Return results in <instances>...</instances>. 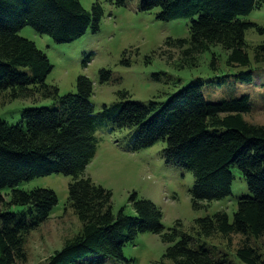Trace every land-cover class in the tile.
<instances>
[{
  "label": "trees",
  "instance_id": "16d2710c",
  "mask_svg": "<svg viewBox=\"0 0 264 264\" xmlns=\"http://www.w3.org/2000/svg\"><path fill=\"white\" fill-rule=\"evenodd\" d=\"M126 1L114 3L123 6ZM263 4L264 0H139L140 11L158 10V20L190 19L189 38L173 41L180 57H198L219 47L226 52L225 65L239 69L216 76V91L223 92L218 99H208L203 79L193 78L166 100L141 102L120 91L117 100L95 110L92 81L80 75L77 91L61 96L56 85L46 83L52 70L47 56L19 32L31 26L58 44L73 42L88 29L99 31L101 4L93 3L88 11L80 0H0V93L5 91L10 99L53 102L51 107L25 109L16 123L0 120V264L26 260L25 237L50 218L57 204L52 189L18 186L53 173L72 177L67 205L81 228L46 264H106L109 259L128 263L124 246L145 232L159 235L166 245L160 264H232L207 243L218 235L228 245L233 235H241L235 249L238 258L264 264V253L251 244L252 238L264 237V125L245 120L251 98L237 90L238 85L257 84L259 70L248 54L245 33L254 29L264 35V27L245 17ZM253 53L259 64L264 41ZM216 62L213 58L214 71ZM100 73L101 82L107 81L109 71ZM103 126L110 132L129 130L127 144L133 152L163 143L166 162L193 173L192 207L200 209L232 195L237 205L233 217L221 210L194 219L188 228L180 220L165 227L161 209L135 192L129 197L134 214L124 208L114 213L112 192L85 175ZM234 170L241 173L247 192L232 194Z\"/></svg>",
  "mask_w": 264,
  "mask_h": 264
},
{
  "label": "rangeland",
  "instance_id": "374dc122",
  "mask_svg": "<svg viewBox=\"0 0 264 264\" xmlns=\"http://www.w3.org/2000/svg\"><path fill=\"white\" fill-rule=\"evenodd\" d=\"M95 2H99L103 9L97 33L88 29L81 38L58 44L31 26H25L19 32L47 56L52 70L46 77V83L56 85L61 96L77 91L76 81L81 75L92 81L91 101L95 110L117 100L120 91L141 102L166 100L169 94L193 78L203 79L202 88L208 99H218L223 92L216 91L220 90L216 76L222 71L229 72L227 69H239L225 65L226 52L219 47H212L198 57H180L181 52L173 41L189 38V18L158 20V10L140 11L139 0H127L123 6H117L114 0H80L88 11ZM245 19L264 27V4L252 10ZM245 39L253 67L259 70L255 75L257 84L238 85L237 90L247 92L251 98V112L244 114L245 120L264 125V58L257 64L253 56L254 47L264 41V35L249 29ZM213 58L217 60V71L211 67ZM102 69L109 71L105 82H101ZM34 106L51 107L53 102L49 99H10L4 91L0 93V120L16 123L25 109ZM109 129L103 126L98 130L96 153L86 166L85 175L112 192L114 213L124 208L125 213L133 215L129 197L135 192L139 198L149 199L161 209L165 227L180 220L188 228L194 219L221 210L233 217L237 205L232 195L213 200L200 209L192 207L189 190L194 184L193 173L167 163L161 154L163 143L133 152L127 144L129 130L110 132ZM71 180V176L53 173L18 186L24 190L52 189L57 196V204L50 218L25 237L26 260L15 264H46L50 255L79 231L80 221L67 205ZM231 190L233 195L248 191L238 170H234ZM242 239L241 235H233L232 243L228 245L226 239L218 235L208 239L207 243L225 253L232 264H246L238 258L235 250ZM251 244L264 253V237L252 238ZM165 248L159 235L141 233L123 248L128 263L109 259L106 264H160Z\"/></svg>",
  "mask_w": 264,
  "mask_h": 264
}]
</instances>
